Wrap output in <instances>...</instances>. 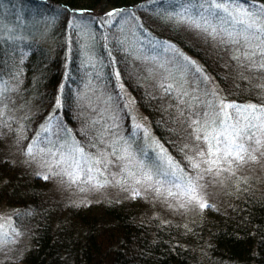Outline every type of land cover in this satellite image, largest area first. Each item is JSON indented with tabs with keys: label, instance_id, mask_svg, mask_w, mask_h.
I'll return each mask as SVG.
<instances>
[{
	"label": "rangeland",
	"instance_id": "1",
	"mask_svg": "<svg viewBox=\"0 0 264 264\" xmlns=\"http://www.w3.org/2000/svg\"><path fill=\"white\" fill-rule=\"evenodd\" d=\"M248 1L254 2L149 0L141 10L98 8L66 16L59 6L0 0L2 38L35 42L54 55L62 48L67 73L86 78L80 97L82 141L51 115L44 120L51 142L21 129L25 107L15 90L17 81L0 80V120L8 114L20 119L14 124L17 137L0 131L7 137L1 141L3 155L48 183V201L87 206L142 198L147 218L172 219L181 226L203 220L209 205L225 210L232 193L243 187L264 190V103L223 99L217 80L204 73L201 58L157 35L162 25L201 44L228 77L261 89L258 102H264V6ZM221 2L223 9H217ZM129 84L159 97L170 112L183 148L182 164L158 140ZM248 106L254 110L245 111ZM241 120L261 125L253 129L261 145L245 142L243 161L226 160L222 136L221 151L209 156L208 142L216 143L221 122ZM217 157L218 164L206 162ZM20 212L0 206V264H22L31 246V237L18 223L26 212Z\"/></svg>",
	"mask_w": 264,
	"mask_h": 264
},
{
	"label": "trees",
	"instance_id": "2",
	"mask_svg": "<svg viewBox=\"0 0 264 264\" xmlns=\"http://www.w3.org/2000/svg\"><path fill=\"white\" fill-rule=\"evenodd\" d=\"M147 1L33 0L34 4L53 9L59 6L66 16H79L98 8L141 10ZM248 2L264 6V0ZM158 26L159 33L151 26L148 28L157 32L160 39L169 40L201 58L204 73L217 80L224 92L223 99L264 103L258 102L262 99L261 89L249 87L235 75L228 77L217 61L209 60L201 44L176 34L171 28ZM44 49L35 42L19 44L0 36V80L17 81L15 90L25 107L20 113L24 118L21 129L51 142L44 122L53 115L64 131L82 141L80 97L85 75L67 73V58L62 48L56 55ZM129 86L158 140L174 161L182 164L183 148L178 144L177 125L173 126V119L168 117L170 112L164 110L159 97L153 93L139 85ZM19 120L8 114L0 120V131H10V138L17 137L15 125ZM6 138L0 132V206L21 208L19 215L26 212L18 223L31 237V246L22 264H264V190L243 187L237 194L232 193L225 210L209 205L204 219L191 226L157 216L147 218L148 204L142 198L87 206L61 205L45 197L46 181L3 155L1 141Z\"/></svg>",
	"mask_w": 264,
	"mask_h": 264
},
{
	"label": "snow or ice",
	"instance_id": "3",
	"mask_svg": "<svg viewBox=\"0 0 264 264\" xmlns=\"http://www.w3.org/2000/svg\"><path fill=\"white\" fill-rule=\"evenodd\" d=\"M217 9H223V3H216L215 4ZM111 15V14H110ZM233 108H236L237 111L239 109L237 106H230ZM255 106H248L245 111L254 110ZM261 112H264V109L260 110ZM240 124H244V127H239ZM221 130L217 132V134L213 137V139L216 141L215 144L212 142H208V154L209 156H217V153L221 151L219 145L221 143L220 138L224 137V159H228V157H232L237 162H241L244 159V153L248 152V148L245 146V142L251 141L255 145L259 146L262 143L261 138L257 137L253 129L260 130L261 125H257L252 123L251 121H237V124L235 125H228L224 122H221L220 125ZM199 138V137H198ZM207 140L208 138L205 137ZM256 149H253L255 151ZM31 151V150H29ZM252 159H255V157H251ZM210 165L218 164L219 157L217 159H212L209 161H206ZM196 165H194L195 167ZM219 174V173H217ZM191 190V189H190ZM206 205L201 204V207H205Z\"/></svg>",
	"mask_w": 264,
	"mask_h": 264
},
{
	"label": "bare ground",
	"instance_id": "4",
	"mask_svg": "<svg viewBox=\"0 0 264 264\" xmlns=\"http://www.w3.org/2000/svg\"><path fill=\"white\" fill-rule=\"evenodd\" d=\"M9 22H11V20H9ZM12 23V22H11Z\"/></svg>",
	"mask_w": 264,
	"mask_h": 264
}]
</instances>
